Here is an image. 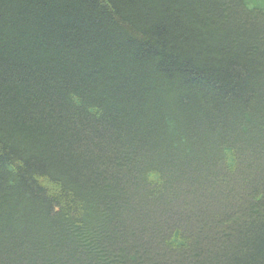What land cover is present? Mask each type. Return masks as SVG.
<instances>
[{"label":"trees","instance_id":"1","mask_svg":"<svg viewBox=\"0 0 264 264\" xmlns=\"http://www.w3.org/2000/svg\"><path fill=\"white\" fill-rule=\"evenodd\" d=\"M0 264H264V0H0Z\"/></svg>","mask_w":264,"mask_h":264}]
</instances>
